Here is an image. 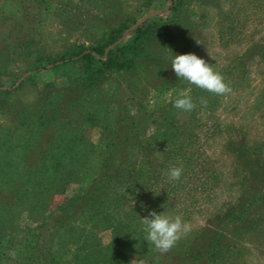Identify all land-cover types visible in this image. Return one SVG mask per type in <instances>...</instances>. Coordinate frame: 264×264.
Returning a JSON list of instances; mask_svg holds the SVG:
<instances>
[{
  "label": "rangeland",
  "instance_id": "rangeland-1",
  "mask_svg": "<svg viewBox=\"0 0 264 264\" xmlns=\"http://www.w3.org/2000/svg\"><path fill=\"white\" fill-rule=\"evenodd\" d=\"M151 16L161 31L133 43L131 64H56ZM186 53L211 64L231 93L176 77L171 61ZM184 92L197 105L191 112L173 107ZM134 127L135 145L119 154L149 172L132 183L124 207L139 210L141 231L153 210L181 215L190 232L176 251L264 193V0H0V264L120 259L108 247L112 228L83 230L82 217L77 225L65 218ZM172 167H182L180 180L169 179ZM249 213L226 229L223 264H264V210Z\"/></svg>",
  "mask_w": 264,
  "mask_h": 264
},
{
  "label": "trees",
  "instance_id": "trees-1",
  "mask_svg": "<svg viewBox=\"0 0 264 264\" xmlns=\"http://www.w3.org/2000/svg\"><path fill=\"white\" fill-rule=\"evenodd\" d=\"M174 7L176 9L177 6L174 5ZM152 20L153 16L147 17L138 24L137 21L126 24L116 30L115 33H112L104 43L90 48L79 46L71 57L68 59L62 58L60 61H56V64L83 61L84 66L88 69L97 71L103 68L122 67L130 61L127 52L131 51L133 43L143 40L149 34L161 31L160 29L157 31L153 27L151 28ZM127 32L132 34V38L121 44L118 40ZM129 64H131V61ZM136 130V127H134L126 135L123 143L116 144L114 155H106L100 171L90 188L86 189L82 195L72 199L74 205L70 213H66L65 222L67 224L70 223V225L72 223L77 225L75 220L80 216L82 220L79 223L83 230L89 228L93 231L95 226L103 229H113L114 235L108 247L114 248L115 252L117 251V254H120V259L118 257L110 260L105 259V264H122L123 262L130 264L133 259L143 260L144 264H223L226 259L224 253L226 229L228 226L239 224V222L244 220L242 224H245L248 220V215L251 214L249 211L254 210L255 213L264 210V193L258 192L254 196L247 197L239 206L236 205L227 210L223 214L224 216L221 215L222 217L220 216V219H218L217 228L203 230L193 240L183 243L180 250L176 251L172 248L168 253L161 255L151 243L144 240V233L138 229V218L140 217L137 213L139 210H129L124 207L127 195L134 185L132 183L143 179L146 173L149 172L143 166L140 168L136 166L137 161L133 160L134 155L119 154L135 145L138 134ZM248 163L254 176L258 177L259 171L256 163L250 160ZM151 164L153 166V163ZM118 181L125 182L129 185L128 188L115 189L112 184ZM109 187H113V190H108L110 189ZM57 226L55 225L53 228L58 229ZM232 226L235 227L234 225ZM124 251L132 253L126 254ZM105 255L106 253L102 255L103 259ZM157 257H159L158 261ZM77 258L78 255L76 257L73 256L72 259L75 261ZM46 259L48 260V258ZM86 262L87 264L98 263L97 261L94 263Z\"/></svg>",
  "mask_w": 264,
  "mask_h": 264
},
{
  "label": "clouds",
  "instance_id": "clouds-1",
  "mask_svg": "<svg viewBox=\"0 0 264 264\" xmlns=\"http://www.w3.org/2000/svg\"><path fill=\"white\" fill-rule=\"evenodd\" d=\"M171 68L176 77L187 81L191 85L217 96L231 93L232 89L224 80L221 73L214 70L211 64L194 53L175 54L171 61ZM201 105L207 107V101L201 98ZM173 107L184 112L193 111L197 105L188 92L181 93L173 102ZM182 167H172L168 170L169 179L177 181L182 176ZM144 240L151 243L161 255L168 253L179 240L190 232V225L181 215H168L165 212H149L141 218ZM159 257H157L158 261ZM133 264H144L143 260H132Z\"/></svg>",
  "mask_w": 264,
  "mask_h": 264
}]
</instances>
